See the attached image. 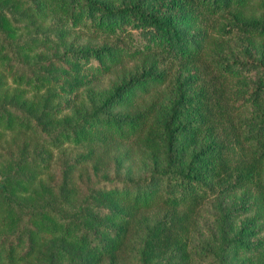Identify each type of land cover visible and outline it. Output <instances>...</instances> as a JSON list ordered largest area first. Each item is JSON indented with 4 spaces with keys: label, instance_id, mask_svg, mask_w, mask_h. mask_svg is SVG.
Instances as JSON below:
<instances>
[{
    "label": "trees",
    "instance_id": "obj_1",
    "mask_svg": "<svg viewBox=\"0 0 264 264\" xmlns=\"http://www.w3.org/2000/svg\"><path fill=\"white\" fill-rule=\"evenodd\" d=\"M0 264H264V0H0Z\"/></svg>",
    "mask_w": 264,
    "mask_h": 264
},
{
    "label": "water",
    "instance_id": "obj_2",
    "mask_svg": "<svg viewBox=\"0 0 264 264\" xmlns=\"http://www.w3.org/2000/svg\"><path fill=\"white\" fill-rule=\"evenodd\" d=\"M0 179H1V177H0Z\"/></svg>",
    "mask_w": 264,
    "mask_h": 264
}]
</instances>
